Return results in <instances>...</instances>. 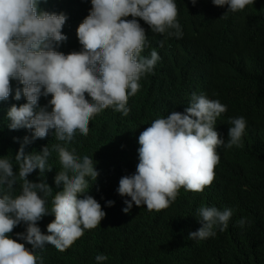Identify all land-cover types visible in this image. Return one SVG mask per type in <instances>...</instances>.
Returning a JSON list of instances; mask_svg holds the SVG:
<instances>
[{
	"label": "clouds",
	"instance_id": "1",
	"mask_svg": "<svg viewBox=\"0 0 264 264\" xmlns=\"http://www.w3.org/2000/svg\"><path fill=\"white\" fill-rule=\"evenodd\" d=\"M78 2V11L65 14L55 9L66 8L69 0H0V264H37V249L47 244L64 251L100 224L106 215L100 203L91 195L80 198L89 189L87 178L95 180L98 171L89 156H77L67 145L76 134L86 136L92 122L106 123L117 112L127 116L139 83L162 61L159 49L176 46L182 55L192 24L181 17L179 0ZM209 3L215 9L205 15L226 6L234 14L255 7L253 0ZM204 48L195 39L187 44L195 57L196 85L206 78L204 69L213 68L214 58ZM186 103L183 113L153 120L138 136L136 171L122 176L116 189L130 197L123 212L133 204L149 211L167 208L181 187L203 191L220 163L217 146H240L244 117H230V127L220 123L226 105L201 90L180 105ZM226 129L227 141L220 137ZM7 142L13 150H3ZM52 151L61 165L53 179L62 190L54 196L44 180L52 172ZM232 214L227 207L199 206L200 227L188 239L202 242L216 228L224 231ZM46 215L55 219L44 234L37 222ZM245 222L237 221L241 227ZM20 225L24 230L14 239L9 234ZM106 259L95 256L96 264Z\"/></svg>",
	"mask_w": 264,
	"mask_h": 264
},
{
	"label": "trees",
	"instance_id": "2",
	"mask_svg": "<svg viewBox=\"0 0 264 264\" xmlns=\"http://www.w3.org/2000/svg\"><path fill=\"white\" fill-rule=\"evenodd\" d=\"M179 1L181 17L192 22L182 55L176 46L161 47L162 61L139 83L140 91L131 97L128 115L117 112L106 123L92 122L86 136L76 134L67 145L77 156L92 159L98 176L87 178L89 189L80 198L93 196L105 217L64 251L47 244L37 249V264H96L97 254L107 257L103 264H264V0H253L255 7L249 11L234 14L226 6L217 15H205L215 9L211 0H197L195 5L192 0ZM80 8L78 0H69L66 8L55 10L71 14ZM193 39L205 47L202 52L214 58L213 68L204 69L207 76L197 85L195 57L187 49ZM195 90L226 105L220 123L230 127V117L245 118L240 146H217L220 163L214 166L213 181L203 191L181 187L167 208L149 211L133 204L130 212H123L124 200L130 197L121 196L116 189L122 176L136 171L138 136L153 120L173 111L183 113L188 103L180 104ZM228 129L220 136L225 141ZM13 149L11 142L3 148ZM49 158L52 172L44 180L54 196L62 190L53 179L61 165L55 151ZM106 201L114 204L107 206ZM201 205L231 208L233 214L224 231L216 228L215 235L196 242L187 236L200 227L195 210ZM241 218L246 221L243 227L237 223ZM54 219L46 215L37 222L44 234ZM23 230V225L17 226L9 235L15 239V233Z\"/></svg>",
	"mask_w": 264,
	"mask_h": 264
}]
</instances>
